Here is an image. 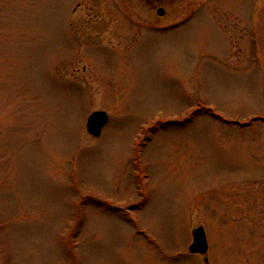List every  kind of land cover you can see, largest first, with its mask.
I'll list each match as a JSON object with an SVG mask.
<instances>
[{
    "label": "rangeland",
    "instance_id": "rangeland-1",
    "mask_svg": "<svg viewBox=\"0 0 264 264\" xmlns=\"http://www.w3.org/2000/svg\"><path fill=\"white\" fill-rule=\"evenodd\" d=\"M161 3L0 0V264H264V0Z\"/></svg>",
    "mask_w": 264,
    "mask_h": 264
},
{
    "label": "water",
    "instance_id": "water-1",
    "mask_svg": "<svg viewBox=\"0 0 264 264\" xmlns=\"http://www.w3.org/2000/svg\"><path fill=\"white\" fill-rule=\"evenodd\" d=\"M108 115L105 111H93L87 118L86 127L87 131L93 136H99L102 127L106 124ZM208 244L205 236L204 229L198 227L193 232V241L189 246V251L192 253L204 254L207 252Z\"/></svg>",
    "mask_w": 264,
    "mask_h": 264
},
{
    "label": "flooded vegetation",
    "instance_id": "flooded-vegetation-1",
    "mask_svg": "<svg viewBox=\"0 0 264 264\" xmlns=\"http://www.w3.org/2000/svg\"><path fill=\"white\" fill-rule=\"evenodd\" d=\"M143 1L151 7L152 12L154 13L153 18H158V17L164 19L170 18V14L168 13L166 5H163L161 3V0H143Z\"/></svg>",
    "mask_w": 264,
    "mask_h": 264
}]
</instances>
